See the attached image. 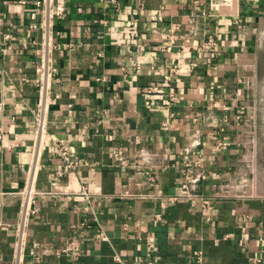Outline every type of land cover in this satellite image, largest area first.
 Listing matches in <instances>:
<instances>
[{
    "label": "crops",
    "instance_id": "1",
    "mask_svg": "<svg viewBox=\"0 0 264 264\" xmlns=\"http://www.w3.org/2000/svg\"><path fill=\"white\" fill-rule=\"evenodd\" d=\"M37 1L0 0V264H264V196L231 184L264 0ZM186 148L196 207L169 199Z\"/></svg>",
    "mask_w": 264,
    "mask_h": 264
},
{
    "label": "rangeland",
    "instance_id": "2",
    "mask_svg": "<svg viewBox=\"0 0 264 264\" xmlns=\"http://www.w3.org/2000/svg\"><path fill=\"white\" fill-rule=\"evenodd\" d=\"M259 33V68L256 73L250 76L249 93L251 100L247 104L245 115V129L246 134H248L245 137L247 149L243 152L240 165L237 166L235 175L231 180L232 191L236 195L264 196V191L257 193L255 190L256 193L254 194L248 193L252 184H256L258 180L262 182V176L260 177L259 174L264 172V23Z\"/></svg>",
    "mask_w": 264,
    "mask_h": 264
},
{
    "label": "built area",
    "instance_id": "3",
    "mask_svg": "<svg viewBox=\"0 0 264 264\" xmlns=\"http://www.w3.org/2000/svg\"><path fill=\"white\" fill-rule=\"evenodd\" d=\"M42 6H43L42 1L39 0L36 2V9H35V12L33 13L34 16L41 11ZM63 10H64L63 4L61 5L59 4L56 7L55 11L56 13L61 14ZM174 41L175 40L172 38V35L169 36L170 44H174ZM216 44H217L216 41L212 37H209L204 42L201 49L211 51L215 48ZM24 46H26V43H24ZM38 72L40 73V78H39L40 84L39 85H40L41 96H42L41 105L44 107L45 106L44 96L47 94V80H48V75H49L47 67H46V63L43 64V66L38 67ZM38 125L40 127L39 128L40 130L44 128L43 122L41 119L38 121ZM1 136L2 135L0 132V138ZM62 153L64 155L65 161L67 162L66 167L72 168L73 166L76 165V163L71 159V156L69 155L68 147H64ZM192 153L193 151L191 150V148H186L183 154L186 164L182 169V173H183V182L181 184L182 192L180 194L170 196L169 199L172 201H176L179 198H187L191 201L192 205L196 207L198 205L199 199L203 200V194L200 193L199 185L201 184L202 181L207 180V178L209 177V172L200 160L192 159ZM114 157L116 158V160H118L122 164H126L128 162L125 152L121 150H115ZM24 194H25V204H24V209L22 212L23 216H22V221L20 223V226H18V233H19V237L21 241L26 232L28 214H30L31 212L32 213L36 212V209L31 210L30 208L31 197H32L31 187L28 186V188L24 191ZM203 206H207V205L203 204ZM207 208L211 209L212 206H207ZM149 240L154 241L155 238L153 236H150ZM70 248H73V247L68 246V247L63 248V250L66 251V250H69ZM156 252H157V247L153 246L149 255L154 256ZM153 256L148 257L149 260L148 262H146V264H155L154 260L152 259ZM196 256L198 258V261L202 262V252L200 251L197 252Z\"/></svg>",
    "mask_w": 264,
    "mask_h": 264
},
{
    "label": "bare ground",
    "instance_id": "4",
    "mask_svg": "<svg viewBox=\"0 0 264 264\" xmlns=\"http://www.w3.org/2000/svg\"><path fill=\"white\" fill-rule=\"evenodd\" d=\"M260 175V177H261V179H262V182L260 181L259 182V180L257 181V183L256 184H254L253 186H252V190L255 192V190L257 191V193L258 192H262V191H264V172H263V174H259ZM263 183V184H262Z\"/></svg>",
    "mask_w": 264,
    "mask_h": 264
}]
</instances>
